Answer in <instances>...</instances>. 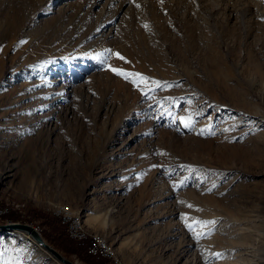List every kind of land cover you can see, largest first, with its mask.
<instances>
[{
  "label": "rangeland",
  "instance_id": "obj_1",
  "mask_svg": "<svg viewBox=\"0 0 264 264\" xmlns=\"http://www.w3.org/2000/svg\"><path fill=\"white\" fill-rule=\"evenodd\" d=\"M260 1L0 0L4 222L78 264H264ZM0 264L59 263L0 232Z\"/></svg>",
  "mask_w": 264,
  "mask_h": 264
},
{
  "label": "bare ground",
  "instance_id": "obj_2",
  "mask_svg": "<svg viewBox=\"0 0 264 264\" xmlns=\"http://www.w3.org/2000/svg\"><path fill=\"white\" fill-rule=\"evenodd\" d=\"M260 2H264V0H261ZM15 29H16V27H13V29H12V31H13V33H11V34H9V35H11L10 37H8L9 39H13V37H14V32H15ZM0 38L2 37V34H1V32H0ZM2 53H3V50L2 49H0V65H1V58H2ZM255 107H257L256 105H255ZM253 122L254 123H256L257 121H254L253 120ZM4 174V173H3ZM60 211H62L63 213H61V212H59V215L60 216H62V217H70V215L67 213V211H68V209H67V207H64V208H60ZM88 215V214H87ZM66 225H67V230H73V223H66ZM248 228V227H247ZM75 230L78 232V233H80V234H82L83 235V240H85V241H88V242H90L91 244H92V246H99V247H101L103 250H104V254H105V256L107 257V258H110L111 260L113 259L114 260V258L112 257V253H113V250H112V247H111V245L109 244V242H108V240L104 237V236H102V235H100V234H98V233H95V235L98 237V238H96V237H92V236H89V235H87V234H85V232L82 230V223H81V220H80V218L78 217V216H75ZM238 230H241L240 232H242V235H243V237L244 236H246L245 235V233H243V232H245V230H246V228L245 227H239L238 228ZM10 232H20V233H24V234H26L28 237H30L29 236V234L28 233H26V232H24V231H10ZM247 232V231H246ZM241 236V235H240ZM31 238V237H30ZM241 238V237H240ZM32 239V238H31ZM108 243H107V242ZM38 247H40L41 249H43V250H45L42 246H40L39 244H36ZM247 248V247H246ZM251 248V247H250ZM46 252H47V250H45ZM261 251V250H260ZM264 251V250H263ZM260 258H262L261 256H259ZM258 257V258H259ZM256 258H257V256H256ZM238 261V260H237ZM237 261H235L236 263H234V264H240L241 263V261L240 262H237ZM56 262H58L59 264H63V263H61V262H59V261H57L56 260ZM244 264V263H243ZM247 264H260V263H258L257 261H253V262H247ZM262 264V263H261Z\"/></svg>",
  "mask_w": 264,
  "mask_h": 264
},
{
  "label": "water",
  "instance_id": "obj_3",
  "mask_svg": "<svg viewBox=\"0 0 264 264\" xmlns=\"http://www.w3.org/2000/svg\"><path fill=\"white\" fill-rule=\"evenodd\" d=\"M24 231L29 234L32 240L42 246L47 252L49 256L63 264H78L77 262L69 259L65 255H63L58 249H56L53 245L48 243L46 239L42 236V234L35 229V227L26 222L20 221H10L0 223V232H10V231Z\"/></svg>",
  "mask_w": 264,
  "mask_h": 264
},
{
  "label": "built area",
  "instance_id": "obj_4",
  "mask_svg": "<svg viewBox=\"0 0 264 264\" xmlns=\"http://www.w3.org/2000/svg\"><path fill=\"white\" fill-rule=\"evenodd\" d=\"M53 210L56 214V204L53 205ZM9 209L8 205H1L0 204V220L3 219V214L6 213ZM20 209V207H19ZM61 222L65 226V231L67 235L77 241L79 245H81L88 253L92 255H99V256H105L104 250L99 246H92V244L88 241L83 240V235L78 233L75 230V214H72L70 217H60ZM66 223H73V230H66ZM37 231L40 232V228L38 226H34Z\"/></svg>",
  "mask_w": 264,
  "mask_h": 264
},
{
  "label": "trees",
  "instance_id": "obj_5",
  "mask_svg": "<svg viewBox=\"0 0 264 264\" xmlns=\"http://www.w3.org/2000/svg\"><path fill=\"white\" fill-rule=\"evenodd\" d=\"M10 216V218H8ZM56 216V219H57V222L62 226L63 229H65V226L64 224L61 222L60 220V217L62 216H58V215H55ZM3 217H4V220L0 221V222H4L5 219H10V220H18L20 219V216L19 214L15 213V211L11 210L10 208L8 209V211L6 213L3 214ZM66 230H67V225H66ZM43 235V234H42ZM73 244L75 243V245L77 244V242L74 240V239H71ZM82 247V246H81ZM83 248V247H82ZM84 249V248H83ZM85 253L90 256V257H93L95 255H92L90 253H88L85 249H84ZM110 259V258H109Z\"/></svg>",
  "mask_w": 264,
  "mask_h": 264
}]
</instances>
